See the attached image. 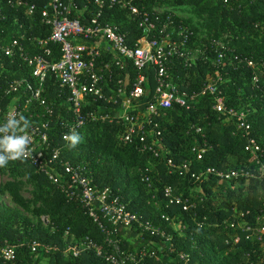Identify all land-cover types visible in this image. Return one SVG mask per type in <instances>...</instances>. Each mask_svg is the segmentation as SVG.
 <instances>
[{
  "label": "trees",
  "instance_id": "obj_1",
  "mask_svg": "<svg viewBox=\"0 0 264 264\" xmlns=\"http://www.w3.org/2000/svg\"><path fill=\"white\" fill-rule=\"evenodd\" d=\"M25 1L36 4L33 16L27 14L25 7H13L7 0L3 1L1 11L4 17L0 16V41L7 44L14 39L21 40L27 52L34 54L42 51L34 38H48L52 32L50 26L42 21V12L49 9V0ZM76 3L77 8H73L71 16L79 15L83 22L92 19L101 10L94 0H77ZM138 5L142 6L140 2ZM143 5L147 11L153 6H170L183 9L192 7L207 13L208 35L203 58L190 68H186L182 60H177L172 71L181 89H196L211 76H215L216 68L212 58L215 59L217 52L211 46L214 39L224 38L233 52L253 61L254 66L250 67L247 64H231L230 60L225 59L219 70V87L224 91L229 106L249 111L253 131L264 146V0H147ZM166 15L168 13H165L162 21L166 20ZM100 19L128 32L130 40L143 35V28L139 27L137 19L119 7L104 8ZM181 19L189 26L187 21ZM181 19L175 18L176 23ZM189 27L194 31L189 46L196 47V27ZM51 46L54 50L53 58L58 60L61 57L60 48L54 43ZM32 71V67L18 53L9 57L0 49V107L4 111H8L9 106L19 97H23L22 104L25 103L23 90L8 93L7 89L16 79L28 77L32 80ZM131 73L134 75L132 69ZM255 76L258 77L256 82ZM44 97L53 109L48 150L52 152L60 149L62 158L74 165L84 166L86 175L92 177L100 187H109L113 193L120 194L129 203L131 210L140 213L145 220H151L157 226L165 228L168 233H173V263L165 257L162 261L149 257L146 264H183L178 256L179 251L193 252V262L196 264H264L261 254L244 255V251L253 246L251 242H244L242 248H236L228 254L224 245L225 238L240 232L239 229L227 228L224 223L232 217L235 207L243 210L249 221L259 215L264 219V179H242L241 184L234 180L220 183L212 179L200 183L199 187L200 184L190 175L169 174L164 169V160L161 158L145 155L135 145L123 143L120 140L123 126L119 124L87 122L80 130L81 142L76 148L69 149L63 134L73 121L70 91L61 87L55 76L49 75ZM213 104L214 97L207 94L200 96L192 109L175 105L170 110L169 116L161 122L169 156L177 160L197 159L192 152L193 147L207 143V153L202 160L195 163V170L201 166H215L224 170L249 165L250 157L245 151V138L241 133H234V122L228 120L227 114L216 113L212 108ZM44 113L45 108L35 103L29 107L25 117L38 123L44 118ZM199 126L203 129L201 133L195 128ZM232 157L236 161L231 162ZM8 165L12 166L11 171L14 174L23 170L31 171L32 178L41 186L40 196L48 203L51 213L49 227L43 229L34 226L28 219L21 223V217L17 213L0 206V246L4 240L20 245V264H41L45 258L48 264H108L92 251L84 252L78 257L65 251V234L68 229L70 235L78 240L89 236L100 245L104 243V232L78 201L70 200L57 184L38 172L27 160L11 161ZM147 167L151 168V187L141 180ZM165 184L176 186L178 192L185 196L201 197L204 202L189 212L184 211L181 206L170 205L163 195ZM154 195L156 199L153 198ZM163 216L173 220L178 225V230L171 228L169 221ZM20 225L25 226L21 229ZM132 230L134 234H144L136 239L133 233L129 235L119 231L126 250H132L142 243L156 249L163 242L139 228L133 227ZM34 240L57 246L58 250L49 253L38 250L33 253L28 243ZM156 250L159 254L163 253ZM0 264H4L2 259Z\"/></svg>",
  "mask_w": 264,
  "mask_h": 264
},
{
  "label": "built area",
  "instance_id": "obj_2",
  "mask_svg": "<svg viewBox=\"0 0 264 264\" xmlns=\"http://www.w3.org/2000/svg\"><path fill=\"white\" fill-rule=\"evenodd\" d=\"M3 1L0 0V16L4 17L1 11ZM76 1L49 0V9L43 10L42 21L52 29L51 35L48 38H34L41 46V52H27L23 42L18 39L7 44L0 41L1 51L9 57L18 53L33 69L32 80L24 77L9 84L8 93L23 90L26 99L22 104L23 97H19L9 106L8 111L0 107V124L10 113L25 116L32 104L36 103L45 108L44 118L38 123L31 122L32 156L27 161L57 184L70 200L78 201L105 235L103 245L89 236L78 240L73 235L72 241L66 244L67 254L78 257L84 252L92 251L108 264H146L149 257L156 261H162L165 257L173 263V233H168L165 228L157 226L151 220H145L140 213L131 210L129 203L120 194L113 193L109 187H100L92 177L86 175L84 166L74 165L62 158L60 149L52 152L48 150L53 109L44 97L47 77L55 76L60 86L70 91L73 121L63 137L71 130L80 134L87 122L119 124L123 126L120 140L125 144L135 145L145 155L164 160V169L169 174L190 175L198 184L212 179L220 183L234 180L241 184L242 179H264V146L253 131L249 111L227 104L224 91L219 87V70L225 59L230 60L231 64H247L250 67L254 63L248 57L233 51L228 58L229 47L225 39H214L211 46L217 52L214 59L215 76L196 89H181L172 75L176 61L182 60L183 65L190 68L204 55L202 49L189 46L194 31L183 23L178 14L182 7L153 6L147 11L143 5L147 0H94L101 10L92 19L83 22L79 15L71 16L73 8H77ZM7 3L13 7H25L30 16L36 10L35 3L25 0H7ZM106 7H119L128 11L137 19L139 27L143 28V35L130 40L128 32L121 31L115 24L102 21L100 18ZM165 13L168 15L162 21ZM151 16L155 18L152 19ZM175 18L181 19L179 23H176ZM51 43L60 48L61 57L58 60L53 58ZM254 81H258L257 76ZM207 94L214 97L213 110L218 114H227L228 120L233 121L236 126L234 133H241L245 138V151L250 157L249 165L224 170L215 166H201L195 170V163L202 160L207 153V143L193 147L192 152L197 159L177 160L169 156L161 128L162 120L169 116L175 105L192 109L198 98ZM195 128L198 133L203 131L200 126ZM150 172L151 168L147 167L141 177L148 187L153 184ZM163 195L170 205L181 206L188 212L204 202L201 197L192 198L180 194L172 184L164 185ZM153 198L156 199V195ZM163 218L169 221L171 228L178 230V225L173 220L165 216ZM224 223L227 228L240 230L224 239L227 254L236 248H242L244 242H251L253 246L244 251V255L261 254L264 260L263 216H255L254 220L249 221L245 212L235 207L232 217ZM120 227H136L152 237L160 238L163 242L156 249L163 253L159 254L151 245L145 243L126 250L122 245ZM66 234H70L69 229ZM142 234L144 233H135L133 237L137 239ZM19 247L20 245L8 240L1 243L0 259L4 264H20ZM28 247L33 253L38 250L45 253L58 250L57 246L37 240L29 242ZM192 254L193 252H178L183 264H196Z\"/></svg>",
  "mask_w": 264,
  "mask_h": 264
},
{
  "label": "rangeland",
  "instance_id": "obj_3",
  "mask_svg": "<svg viewBox=\"0 0 264 264\" xmlns=\"http://www.w3.org/2000/svg\"><path fill=\"white\" fill-rule=\"evenodd\" d=\"M178 14L189 23V26L196 27L198 35L196 48L204 51L208 35L206 31L207 13L190 7L181 9ZM225 42L227 43L226 40ZM231 49L229 47L228 58L232 53ZM212 59L214 63V57ZM234 161L236 158L232 157L231 162ZM11 167L7 165L5 168H0V206L17 213L21 217V223L24 219H28L34 226L48 229L51 211L48 203L40 196V184L32 178L31 171L23 170L19 174H14ZM24 226L20 225V228L23 229ZM72 238L70 234H65L67 243L72 241ZM41 264H48V260L45 258Z\"/></svg>",
  "mask_w": 264,
  "mask_h": 264
},
{
  "label": "clouds",
  "instance_id": "obj_4",
  "mask_svg": "<svg viewBox=\"0 0 264 264\" xmlns=\"http://www.w3.org/2000/svg\"><path fill=\"white\" fill-rule=\"evenodd\" d=\"M31 121L23 114L10 113L0 124V168H5L11 161H25L32 156L30 145L33 137L30 133ZM63 139L69 149L76 148L81 142V135L75 130L66 133Z\"/></svg>",
  "mask_w": 264,
  "mask_h": 264
},
{
  "label": "crops",
  "instance_id": "obj_5",
  "mask_svg": "<svg viewBox=\"0 0 264 264\" xmlns=\"http://www.w3.org/2000/svg\"><path fill=\"white\" fill-rule=\"evenodd\" d=\"M119 231H122V233H134L132 229H125L124 227H120Z\"/></svg>",
  "mask_w": 264,
  "mask_h": 264
}]
</instances>
